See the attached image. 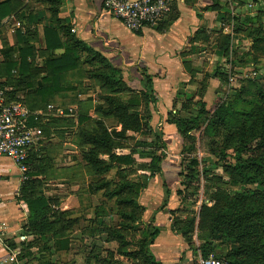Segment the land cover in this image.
Returning a JSON list of instances; mask_svg holds the SVG:
<instances>
[{"label": "trees", "instance_id": "obj_1", "mask_svg": "<svg viewBox=\"0 0 264 264\" xmlns=\"http://www.w3.org/2000/svg\"><path fill=\"white\" fill-rule=\"evenodd\" d=\"M61 1L46 0L49 4L50 22L55 26L43 28L45 52L40 53V57L44 59L42 66L39 67L29 61L34 57V49L28 45L18 48L17 64L11 59L13 48L4 46L3 74L7 81L4 84L0 83V89L5 87L13 89L11 93L6 94L9 102L20 101L15 100L16 93L20 91L37 94L40 97V106L43 107L50 102L49 99L53 95L64 93L67 98L72 92L75 93V86L81 85V79L75 80L72 75L77 74L81 66L91 69L87 70L84 77L93 81L100 91L98 99L101 107L96 110L95 120L86 115L78 117L76 144L85 163L86 173L92 178L90 181L92 188L88 185L90 193L101 192L106 201H112L116 207L115 214L121 219L118 226L107 230L108 242H113L116 240L114 237L121 235L127 225L135 220L130 216L128 217L130 221L124 218L127 214L126 209L140 208L138 198L147 187L150 178L161 179L162 188L165 191L168 189L165 178L163 179L164 164L169 163L164 136L162 132H155L149 124L151 120L149 106L155 107L157 101L152 83L155 76L146 69H138L135 81L139 89L131 88L120 68L101 52L78 40L72 33L71 26L58 18ZM8 10V5L5 2L1 3L0 17L9 13ZM27 20L30 24L31 18ZM244 23L251 24L252 19L245 18ZM30 37H27L28 41L32 40ZM219 37L220 41L219 38L216 39L218 50L225 53L227 39L222 35ZM59 50H62V53L56 55L55 52ZM80 56L84 57L83 61L80 60ZM13 70L17 71V77L12 75ZM188 71L193 70L188 68ZM69 76L74 78L75 86L68 82ZM205 76L207 80L214 79L218 76L217 70ZM37 77L41 79L39 85L34 84ZM205 88L204 84L200 89L203 91ZM260 90L258 95L263 99ZM123 94L128 95L126 100L121 98ZM185 101L193 102L192 96L185 94ZM20 102L24 103L22 100ZM194 107L195 110L190 112L188 110L190 113L188 119H181L180 113L168 118L169 123L176 127L182 145H185L192 131H198L203 127L204 133L210 134L221 127L225 131V139L233 143L232 149L235 152L236 163L228 168L233 184L256 185L254 191L245 190L234 196L218 191L213 207L202 206L200 227L225 234L235 242L237 246L234 252L223 259L226 264H264V130L257 133L251 125L247 126L250 119L256 118L254 108L237 109L226 101H221L213 112H209L202 101L194 102ZM181 108H184L183 104ZM106 121H110V127ZM117 126L121 127L120 131H116ZM128 132L140 138L135 141L132 136L127 137ZM148 137H152L153 141ZM130 139L133 142L132 147L140 149L138 156H141V160L147 161L141 170L143 173L136 181L130 179L132 173L128 174L138 163L133 153L118 154V150H123L125 143ZM248 152L251 156L242 158V155ZM41 158V155L37 158V152L32 151L29 154L27 159L29 172L19 194V201L24 202L28 208V218L23 229L25 234L33 238L28 243L30 247L33 242L43 241L47 237L65 240L80 223V219L73 217L69 211L60 210V201L57 198L44 195L42 188L45 184L44 179L37 178L47 174V167ZM190 164L197 163L192 161ZM112 170L116 172L115 177L108 180L107 175ZM145 172H148V175ZM144 213L145 209L141 208L142 217ZM154 215L148 222H141L142 232L139 240L135 242L121 240L117 253L107 252L104 258L97 260V264H121L116 255L137 260V264H170L168 261L156 260L151 252V246L160 233V228L153 224ZM125 246L129 248L126 250ZM40 249L41 252L47 250ZM206 255L204 251L203 256Z\"/></svg>", "mask_w": 264, "mask_h": 264}, {"label": "rangeland", "instance_id": "obj_2", "mask_svg": "<svg viewBox=\"0 0 264 264\" xmlns=\"http://www.w3.org/2000/svg\"><path fill=\"white\" fill-rule=\"evenodd\" d=\"M226 4L230 8L235 5V16L230 14L229 18L227 17L223 22V28L226 30L223 36L227 39V51L225 53L218 51L220 54L218 59L210 49L194 54L196 68L202 71L196 79L198 86L194 87L197 89L200 85H206L208 80L205 75L217 70L218 76L214 79L218 81L219 89L215 90V97L205 103L206 109L213 112L221 101L230 102L233 108L237 109L254 108L256 118L250 119L247 126L251 125L257 133H261L264 130V0H236L235 4L232 1ZM245 18H251L252 23L245 24ZM219 36L221 35L217 38L220 41ZM83 59L84 57L80 56V60L83 61ZM216 64L219 66L215 67ZM87 70L91 69L81 66V70L72 75L75 80L81 79V85L75 86L74 78L68 77V82L73 83L76 91L62 101L57 102L56 100L55 105L73 104L77 93L85 98L89 95L94 101L98 99L100 95H94L98 92V88L93 81L84 77L87 75ZM122 72L128 85L133 89H139L135 81V73L127 69H122ZM259 89H261L263 99L259 98ZM121 98L126 100L128 95L123 94ZM182 104L184 108L179 109V113L182 114L180 118L188 119L190 115L188 110L189 112L195 110L194 101H185ZM61 126L65 128L66 133L68 132V136L63 137L58 131L56 134L53 133L54 137L51 138V149L48 156L58 158V161L54 165V159L49 163L42 161L47 167L45 184L42 188L47 196H53L60 201L61 211L68 209L73 217L80 219V223L65 240L47 237L43 241L33 242L32 247L28 246L32 239L24 241L17 246V263L13 264H44L45 262L49 264H97V260L104 258L107 252L116 254L121 240L131 242L139 240L142 232L141 222H148L153 214H155L153 224L158 226V224L169 223L170 231L178 240L176 244L178 248L174 249L172 255L175 260H171L170 264H198L200 259H217L222 264H226L223 259L234 252L237 245L225 234L200 227L201 208L202 206L213 207L218 191L234 196L245 190L254 191L256 185L233 184L228 168L236 163L235 152L232 149L233 143L225 139V131L221 127L210 134L204 133L203 127L198 131H192L189 133L190 138L184 140V146L178 135L175 143L166 146L169 163L164 164L163 179L165 178L167 191L162 188L161 179L157 178L156 194L151 195L152 199L144 196L146 206L139 205L138 202L139 209L138 207L126 209L127 214L124 218L127 219L130 216L135 220L127 225V228L124 227L126 229L121 235L114 237L115 241L108 242L107 230L118 226L121 219L115 214L114 203L101 197V192L91 193V195L86 192V186L89 185V188H92L86 169L80 163V158L74 159L76 161L73 162L72 156L74 155L66 154V152L77 151L71 145H58L63 138L73 143L72 133L68 131L71 127L63 126V124ZM130 136L135 138V141L140 138L138 135ZM148 138L153 141L152 137ZM132 144L130 139L125 143V148L118 152L120 154L133 153L138 163L128 174L132 173L130 179L136 181L143 173L141 170L144 169L147 161L141 160V156H138L140 149L132 147ZM249 156H251L250 152L243 154L242 158ZM192 161L197 164L191 165ZM48 173H51L52 177L47 178ZM115 173V170H112L107 175L108 180L113 179ZM145 174L148 175V172ZM70 175L72 179L65 181V177L70 178ZM141 208L145 209L144 217L141 216ZM126 219L123 220L126 222ZM128 221H130L129 218ZM40 248L47 250L41 252ZM128 248V246L124 247L126 250ZM204 251L207 254L206 257L203 256ZM186 254L191 257L188 263L184 262ZM22 255L25 257L21 258ZM116 258L121 264L138 263L137 260L124 256L116 255ZM155 259L159 260L156 257Z\"/></svg>", "mask_w": 264, "mask_h": 264}, {"label": "crops", "instance_id": "obj_3", "mask_svg": "<svg viewBox=\"0 0 264 264\" xmlns=\"http://www.w3.org/2000/svg\"><path fill=\"white\" fill-rule=\"evenodd\" d=\"M228 1H232L233 4L236 2V0H173L168 14L157 27H144L136 33L126 29L105 9L104 0H62L58 18L71 26L72 33L78 40L101 52L121 70L132 71L136 76L138 69H146L155 76L152 83L157 101L155 107L149 106L151 114L149 124L155 132L163 133L164 143L168 146L175 143L178 136L176 127L169 123L168 118L179 113L185 101V94L191 95L194 102L206 103L215 97V90L219 89V83L215 79L208 80L210 82L206 83L207 89L203 91L200 89L201 85L195 88L198 86L196 79L201 75V70L196 68L194 54L210 49L217 59L220 58L215 39L226 32L223 28L225 19L229 18L230 14L235 16V5L228 7L226 4ZM3 2L8 5L9 13L0 17V83L2 84L7 81L3 74L4 46L13 48L11 59L17 64L18 48L28 45L34 49V57L29 61L40 67L44 60L40 57V53L45 52L43 28L55 26L50 22L49 4L46 0H0V4ZM28 18H31L30 24ZM29 36L32 38L30 41L27 39ZM213 37L215 39L211 40L210 38ZM61 53L62 50L55 52L56 55ZM217 66L219 65L216 64L215 67ZM188 68L193 71H188ZM12 75L17 77V71L13 70ZM34 84H41L40 77L34 80ZM2 90L6 98V94L11 93L13 89L5 87ZM94 95H100L99 90ZM87 96L83 98L77 93L73 104L63 106V104L55 105L56 100L59 102L65 98L64 93L57 94L49 99V103L41 107L40 97L37 94L21 91L16 93L15 100L24 101L22 104L27 110L32 113H42L38 121L32 123L34 129L39 132L38 143L33 149L34 153L37 152V158L41 155V160L44 162L49 163L54 159L53 165L57 164L58 158L49 157L48 154L53 133L56 134L58 131L63 137L68 134L61 126L63 124L71 127L68 131L72 133L73 143L63 138L58 145H71L77 152H66V154L74 155L73 162L76 161L74 159L80 158V163L85 167L76 144L78 117L86 115L95 120L96 110L101 107L98 99L94 101L91 96ZM49 106L53 109L49 110ZM59 112H62V115ZM56 120H59L58 123ZM61 120L65 121L61 122ZM106 124L110 127V121H106ZM115 129L120 131L121 127L117 126ZM126 135L129 137L132 134L128 132ZM178 138L180 140V136ZM49 177H52L51 173H48L47 178ZM37 178L45 179L46 176ZM89 178L91 181L92 178L90 176ZM65 179L68 181L72 176ZM157 181V178L149 179L147 187L139 195V204L146 206L144 196L152 199L151 195L156 194ZM23 183L15 164L8 158H0V260L10 256L11 251H17V246L24 241L33 239L32 236L25 234L23 229L28 218L27 205L19 201ZM86 189L91 195L88 186ZM43 193L49 197L44 190ZM158 226L160 233L151 246V252L159 261L171 262L175 260L172 255L174 249L178 248L176 245L178 240L170 231L169 223ZM190 258L186 254L184 262L188 263Z\"/></svg>", "mask_w": 264, "mask_h": 264}, {"label": "built area", "instance_id": "obj_4", "mask_svg": "<svg viewBox=\"0 0 264 264\" xmlns=\"http://www.w3.org/2000/svg\"><path fill=\"white\" fill-rule=\"evenodd\" d=\"M173 0H104L105 9L131 32L144 27H157L168 14ZM17 26H19L17 24ZM49 110L53 107L49 106ZM62 115V112H59ZM42 113H32L20 102H8L0 89V158L10 159L17 167L21 182L27 180V159L38 143L39 132L32 123ZM18 250L0 260V264L16 263ZM198 264H222L217 259H200Z\"/></svg>", "mask_w": 264, "mask_h": 264}]
</instances>
